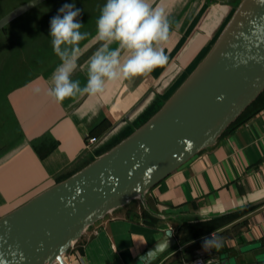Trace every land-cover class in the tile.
<instances>
[{
    "label": "crops",
    "instance_id": "1",
    "mask_svg": "<svg viewBox=\"0 0 264 264\" xmlns=\"http://www.w3.org/2000/svg\"><path fill=\"white\" fill-rule=\"evenodd\" d=\"M243 1L147 0L170 22L168 41L154 45L163 47L168 62L147 76L105 78L102 94L55 102L48 89L61 63L58 56L8 88L15 132L0 144V219L86 168L159 112L210 53ZM96 26L80 42L71 76L81 88L87 84L89 58L103 43ZM118 47L112 43L109 50ZM131 55L120 49L121 66ZM212 233L222 247L206 251L204 238ZM198 257L211 264H264V94L214 147L144 198L88 228L64 261L181 264Z\"/></svg>",
    "mask_w": 264,
    "mask_h": 264
},
{
    "label": "water",
    "instance_id": "2",
    "mask_svg": "<svg viewBox=\"0 0 264 264\" xmlns=\"http://www.w3.org/2000/svg\"><path fill=\"white\" fill-rule=\"evenodd\" d=\"M47 0H29L0 31ZM197 70L106 154L0 219V264H66L88 228L157 186L222 135L264 92V0H244Z\"/></svg>",
    "mask_w": 264,
    "mask_h": 264
},
{
    "label": "clouds",
    "instance_id": "3",
    "mask_svg": "<svg viewBox=\"0 0 264 264\" xmlns=\"http://www.w3.org/2000/svg\"><path fill=\"white\" fill-rule=\"evenodd\" d=\"M59 13L50 20V37L53 51L61 63L52 74L53 86L48 89V95L57 103L85 93L102 94L105 78L116 81L121 73L126 79L147 76L168 62L163 47H154L169 39L170 22L165 14L153 10L147 0H107L96 26L97 37L103 43L89 58L87 84L81 88L79 81H73L71 76L77 68L80 42L89 34L80 31L83 24L77 17L81 15V9L75 3H65ZM112 43H118L119 47L109 50ZM120 49L132 53L122 66ZM203 247L206 251L219 250L222 242L212 233L204 238Z\"/></svg>",
    "mask_w": 264,
    "mask_h": 264
},
{
    "label": "rangeland",
    "instance_id": "4",
    "mask_svg": "<svg viewBox=\"0 0 264 264\" xmlns=\"http://www.w3.org/2000/svg\"><path fill=\"white\" fill-rule=\"evenodd\" d=\"M29 0H0V20L15 8ZM65 3H75L81 9L77 17L83 27L81 32H89L97 25L101 9L107 0H47L43 4L22 15L4 30L0 31V144L7 143L14 135V122L7 106L6 91L23 77V64L29 59L39 57V49L44 51L49 64L55 60L50 37V20L60 14ZM63 47V46H62ZM20 50V51H19ZM54 53L53 57L51 56ZM49 55L51 57H49ZM49 57V58H48ZM47 64V66L49 65ZM41 64L34 63L31 74H36ZM30 67V66H28ZM9 69V70H8ZM15 73L11 82L4 83L3 75ZM234 229V227L232 228Z\"/></svg>",
    "mask_w": 264,
    "mask_h": 264
},
{
    "label": "trees",
    "instance_id": "5",
    "mask_svg": "<svg viewBox=\"0 0 264 264\" xmlns=\"http://www.w3.org/2000/svg\"><path fill=\"white\" fill-rule=\"evenodd\" d=\"M20 51V50H19ZM45 52L44 51H42L41 49H39V57L38 58H33V59H29L27 62H24V64H23V67H22V69H23V77H22V79L21 80H19V81H17V83H15V84H21L22 82H26L28 79H30V77L32 76V75H34V74H31V72H32V67H33V65H34V63L35 62H37V65H39V64H41L40 65V69L39 70H42V69H44L45 67H47V64H49V60H47V58H44V59H42V57H44L45 56V54H44ZM52 55V57H53V55H54V53H51ZM50 55H49V57H51ZM57 55L55 54V57H56ZM48 57V58H49ZM28 66H30V67H28ZM9 70V69H8ZM7 70V74L5 75H3V82L4 83H10L11 82V79L15 76V73L14 72H11V74H8V71ZM10 73V72H9ZM262 94H264V92L262 93ZM261 94V95H262ZM260 95V96H261ZM255 103V102H254ZM248 110V109H247ZM246 110V111H247ZM246 111L241 115V117L235 122V123H233L232 125H231V127L228 129V130H230L233 126H235V124H237L238 122H240V120H241V118L243 117V115L246 113ZM150 119V118H149ZM147 121V120H146ZM146 121L143 123V124H145L146 123ZM227 130V131H228ZM226 131V132H227Z\"/></svg>",
    "mask_w": 264,
    "mask_h": 264
},
{
    "label": "built area",
    "instance_id": "6",
    "mask_svg": "<svg viewBox=\"0 0 264 264\" xmlns=\"http://www.w3.org/2000/svg\"><path fill=\"white\" fill-rule=\"evenodd\" d=\"M90 141L93 142L94 139H91ZM56 264H60V263H56ZM181 264H211V263L208 260H204L203 258L198 257Z\"/></svg>",
    "mask_w": 264,
    "mask_h": 264
}]
</instances>
